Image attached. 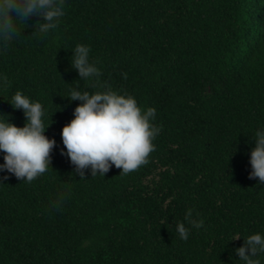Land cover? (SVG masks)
I'll return each instance as SVG.
<instances>
[{
	"label": "trees",
	"instance_id": "16d2710c",
	"mask_svg": "<svg viewBox=\"0 0 264 264\" xmlns=\"http://www.w3.org/2000/svg\"><path fill=\"white\" fill-rule=\"evenodd\" d=\"M64 9L47 34L34 32L40 17L18 22L21 35L0 49V117L24 125L9 102L21 90L41 102L57 142L43 174L0 183V264H243V236L264 233V183L248 175L264 127V0H65ZM78 43L98 77L72 67ZM72 88L154 107L160 132L147 162L77 174L61 151L80 103ZM62 190L70 195L54 210Z\"/></svg>",
	"mask_w": 264,
	"mask_h": 264
},
{
	"label": "clouds",
	"instance_id": "9594fccd",
	"mask_svg": "<svg viewBox=\"0 0 264 264\" xmlns=\"http://www.w3.org/2000/svg\"><path fill=\"white\" fill-rule=\"evenodd\" d=\"M64 4L65 0H0V49L21 35L18 22L42 18L35 23L34 32L39 34L56 28L65 14ZM72 51L71 64L81 78L100 75L97 64L90 60L89 45L78 43ZM4 81L6 77H0V86ZM67 97L80 103L74 108V118L62 128L66 151H61L70 158L77 174L84 177L86 170H90L92 176H104L113 166L126 174L147 162L155 148L153 141L160 132V127L154 123V107L142 109L133 95L120 94L111 88L93 93L72 88ZM9 102L13 108L23 110L26 120L23 126H17L9 117H0V153L4 161L0 163V173H4L0 183L8 174L31 182L51 165L50 153L57 142L45 134L48 127L45 128L43 122L41 102L32 100L21 90H17ZM254 141L248 175L264 183V127L256 129ZM69 195L67 190L59 191L50 207L59 210ZM185 220L192 227L203 225L202 219L192 218V209L187 210ZM175 230L181 239H188L190 228L184 221H177ZM241 236L236 234L232 240ZM243 238L244 243L235 248L240 261L261 264L258 254L264 253V233L255 232Z\"/></svg>",
	"mask_w": 264,
	"mask_h": 264
}]
</instances>
